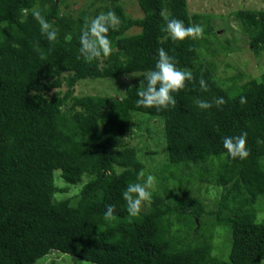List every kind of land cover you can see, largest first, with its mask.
I'll return each mask as SVG.
<instances>
[{
	"label": "trees",
	"instance_id": "trees-1",
	"mask_svg": "<svg viewBox=\"0 0 264 264\" xmlns=\"http://www.w3.org/2000/svg\"><path fill=\"white\" fill-rule=\"evenodd\" d=\"M125 1L91 0L73 11L70 0H0V264H33L51 251L95 264H262L264 220L256 204L264 196V143H258L264 141V70L225 81L215 45L168 38L161 12L192 26L188 0H135L140 17L129 14ZM33 8L57 30L55 42L41 33ZM110 10L122 21L108 33L112 54L86 62L81 31ZM234 15L260 55L264 9ZM161 47L194 81L173 94L175 108L137 107L141 74L155 68ZM135 74L138 81L118 96L76 93L86 78ZM201 77L208 91L201 90ZM218 97L226 101L220 107L195 103ZM135 111L163 119L168 161L150 168L156 191L130 218L122 193L142 182L141 169L145 178L149 172L125 138ZM243 132L250 156L232 159L223 140ZM195 185L218 188L212 208L189 195ZM109 205L114 218L105 220ZM225 237L228 251L217 244Z\"/></svg>",
	"mask_w": 264,
	"mask_h": 264
},
{
	"label": "rangeland",
	"instance_id": "rangeland-1",
	"mask_svg": "<svg viewBox=\"0 0 264 264\" xmlns=\"http://www.w3.org/2000/svg\"><path fill=\"white\" fill-rule=\"evenodd\" d=\"M91 0H70L73 11H78ZM126 10L132 16L140 17L143 11L135 0L124 2ZM190 14L194 25L204 26V37L198 39L200 44H213L218 49L217 73L225 81L233 75L243 72V81L251 77H259L264 70V52L256 55L249 43L248 37L242 33L239 22L234 15L238 9L253 8L264 9V0H188ZM214 32L217 36H214ZM140 76H125L119 78H86L76 88L77 94H94L106 96H118L124 93L125 86L138 81ZM133 124L131 132L125 137L126 140L138 149L139 158L147 165L148 174L150 168L168 161L166 151V137L164 123L161 117L151 118L148 114L133 112ZM59 171H56V175ZM153 175V174H152ZM81 184L73 187L72 194L79 190ZM189 195L202 197L209 208L214 206V201L219 195L218 188L214 186H193ZM79 192V191H78ZM180 197L185 198L184 192ZM259 220H264V196L257 202ZM147 208V204L144 205ZM226 236V235H225ZM220 239V233L216 236ZM219 247L229 250V242L225 237ZM225 258L228 253L225 251ZM33 264H95L82 258L65 254L58 251L41 256ZM264 264V261L262 262Z\"/></svg>",
	"mask_w": 264,
	"mask_h": 264
},
{
	"label": "clouds",
	"instance_id": "clouds-1",
	"mask_svg": "<svg viewBox=\"0 0 264 264\" xmlns=\"http://www.w3.org/2000/svg\"><path fill=\"white\" fill-rule=\"evenodd\" d=\"M27 14V10H24ZM32 16L40 25V31L46 36L49 42L57 40V30L49 23L45 16L42 15L39 8H33ZM161 16L165 21L162 31L168 34V38L172 41H184L188 38L192 40L202 39L204 37V26L192 25L185 26L182 20L170 18L165 12H161ZM23 22V21H21ZM121 19L114 11L101 13L89 21H86L79 38L80 55L86 62L103 57H109L112 54V42L108 37L110 30L118 31L121 26ZM40 58L47 59L45 53H40ZM79 59V57H78ZM135 76V75H134ZM144 80L140 82V89L137 92V107L168 109L175 108L177 101L174 93H178L187 88L190 81H194V75L190 70H181L177 68L174 57L168 55L164 48L158 49V60L155 68L141 74ZM199 85L202 91H208L209 86L206 80L201 77ZM200 109H210L215 104L220 107L226 103L223 97H218L214 101L209 102L201 99L195 101ZM239 103L244 105L247 98L243 95L239 98ZM264 143V141H258ZM223 147L232 159L246 160L250 156V149L247 147V132H243L237 136H227L223 140ZM138 181L129 183L122 193L123 199L127 204V212L130 218L138 217L145 204L151 203L153 192L157 188V179L154 175L148 174L145 178V172L141 169L137 174ZM115 206L109 205L105 212V220L114 218Z\"/></svg>",
	"mask_w": 264,
	"mask_h": 264
}]
</instances>
